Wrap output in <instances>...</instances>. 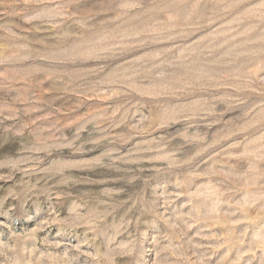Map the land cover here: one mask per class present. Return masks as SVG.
<instances>
[{
  "label": "rangeland",
  "instance_id": "obj_1",
  "mask_svg": "<svg viewBox=\"0 0 264 264\" xmlns=\"http://www.w3.org/2000/svg\"><path fill=\"white\" fill-rule=\"evenodd\" d=\"M0 264H264V0H0Z\"/></svg>",
  "mask_w": 264,
  "mask_h": 264
}]
</instances>
